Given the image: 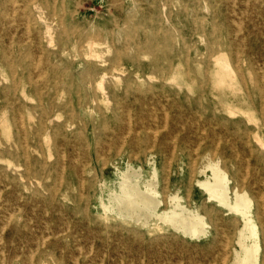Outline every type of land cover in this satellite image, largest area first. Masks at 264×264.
Masks as SVG:
<instances>
[{
    "label": "rangeland",
    "instance_id": "374dc122",
    "mask_svg": "<svg viewBox=\"0 0 264 264\" xmlns=\"http://www.w3.org/2000/svg\"><path fill=\"white\" fill-rule=\"evenodd\" d=\"M16 1L0 0V264H255L253 244L264 264V0ZM214 166L249 209L210 198ZM125 176L156 214L120 209Z\"/></svg>",
    "mask_w": 264,
    "mask_h": 264
},
{
    "label": "bare ground",
    "instance_id": "6f19581e",
    "mask_svg": "<svg viewBox=\"0 0 264 264\" xmlns=\"http://www.w3.org/2000/svg\"><path fill=\"white\" fill-rule=\"evenodd\" d=\"M16 1V0H14ZM17 2V1H16ZM30 2H34V1H30ZM136 2V1H135ZM167 4V3H166ZM181 4V3H180ZM230 4V3H229ZM80 5V4H79ZM164 6V5H163ZM77 7V6H76ZM83 7V6H81ZM15 8V5H14ZM165 8V7H164ZM179 9V8H178ZM14 11V10H13ZM9 12V11H8ZM15 13V11H14ZM235 13V12H234ZM14 15V14H13ZM191 15V14H190ZM200 19V18H199ZM141 23V22H140ZM223 24V23H222ZM236 24H238L236 22ZM242 24V23H241ZM239 26V25H238ZM241 29V28H240ZM154 30V29H153ZM28 31V29H27ZM240 31V30H239ZM237 33V32H236ZM238 34V33H237ZM38 35V33H37ZM41 35V34H40ZM47 35V34H46ZM49 36V35H48ZM160 36V35H159ZM198 36V35H197ZM5 38V37H4ZM43 38V37H42ZM106 38V37H105ZM176 38V37H175ZM101 39V38H100ZM30 40V39H29ZM7 41V40H6ZM41 41V40H40ZM9 42V41H8ZM11 42V41H10ZM50 43V42H49ZM54 44V43H53ZM88 45V44H87ZM141 48V47H140ZM33 49V48H32ZM150 49V48H149ZM136 52V51H135ZM143 52V51H142ZM56 53V52H55ZM98 55V54H97ZM40 57V56H39ZM103 58V57H102ZM41 59V58H40ZM98 59V58H97ZM40 61V60H39ZM38 61V62H39ZM81 63V62H80ZM70 64V63H69ZM237 64V63H236ZM239 64V62H238ZM39 65V64H37ZM43 65V64H42ZM41 65V66H42ZM49 65V64H48ZM240 65V64H239ZM238 66V65H237ZM34 67V66H33ZM37 68V67H36ZM84 69V68H83ZM240 69V68H239ZM238 69V70H239ZM40 72V71H39ZM244 76V75H243ZM23 78V77H22ZM263 78V77H262ZM21 79V78H20ZM31 79V78H30ZM40 79V78H39ZM81 80V77L79 78ZM84 79V77H83ZM103 79V78H102ZM34 80V79H33ZM37 81V80H36ZM245 81V80H244ZM98 89V88H97ZM98 91V90H97ZM24 92V91H23ZM127 92V91H126ZM102 98L105 101H109V100H114L115 102L118 100L117 96L112 93L111 95L109 93L104 94L102 93ZM81 103H84L86 101L85 97H80L78 99ZM120 105V103L117 101L115 107H118ZM163 109V108H162ZM258 110V109H257ZM15 113V112H14ZM129 113V111H128ZM248 113V112H247ZM246 113V114H247ZM253 113V112H252ZM71 114V113H70ZM232 114V113H231ZM249 114V113H248ZM16 115V113H15ZM21 115V114H20ZM45 115V114H43ZM230 115V114H229ZM72 116V115H71ZM73 117V116H72ZM93 117V115H92ZM120 117L117 118V115L115 116V122L119 121ZM57 119V118H56ZM96 119V118H95ZM167 120V119H166ZM129 122H131L129 120ZM24 124V123H23ZM131 124V123H130ZM129 124V125H130ZM167 124V121H166ZM165 124V125H166ZM23 126V125H22ZM131 126V125H130ZM24 127V126H23ZM122 125L119 124L118 128L122 129ZM166 128V126H165ZM4 129V127H3ZM124 129H122L121 131H123ZM93 132V131H92ZM130 132V130H129ZM139 132V131H138ZM205 132V131H204ZM156 133V132H155ZM4 134V132H3ZM86 134V133H85ZM124 134V133H123ZM158 134V132L156 133ZM157 136V135H156ZM125 137V136H124ZM152 137V136H151ZM177 137V136H175ZM126 141V139H125ZM203 142V141H202ZM220 143V142H219ZM125 144V143H124ZM123 144V145H124ZM203 144V143H202ZM27 146V145H26ZM260 146V145H259ZM112 147V146H111ZM162 148V147H161ZM122 149V148H121ZM175 149V148H174ZM197 149V148H196ZM195 149V150H196ZM216 149V148H215ZM106 151V150H105ZM159 151H162V149H160ZM197 151V150H196ZM218 152V151H217ZM222 152V151H221ZM64 153V152H63ZM62 153V154H63ZM174 154V153H173ZM39 155V153H38ZM64 159V158H63ZM196 161V160H195ZM170 162V161H169ZM91 165V164H90ZM194 165V164H193ZM232 165V164H231ZM193 168V167H192ZM20 169V168H18ZM194 169V168H193ZM209 169V168H207ZM213 170V182H203L201 184V186L204 188V190H206L210 196V198H213L217 201L218 205L225 207L227 209L230 210H235V211H241V207L244 208H248L250 206V199L246 196V193H235V198L234 201L231 202L229 199V194H228V186H227V180H226V175L225 173L222 171V169L220 167H215L214 168H210ZM248 169V167L246 168ZM204 171V170H203ZM207 171V170H206ZM248 172V170H247ZM90 175V174H89ZM247 176V175H246ZM166 178V177H165ZM24 180V179H23ZM124 180V182H123ZM122 180L123 184L121 187V193H120V197H119V204H120V209H124L128 212H131L132 214L134 213H138L140 211H145L148 214H156V209L157 206L159 205V201L151 194L152 192L148 191V190H142L138 184V182L132 183L130 182L129 176H125L124 179ZM193 180V179H192ZM245 181V178H244ZM121 182V181H120ZM167 182V181H166ZM83 184V183H82ZM84 186V185H82ZM237 188V187H236ZM152 191L154 190L153 188L151 189ZM236 191V189H235ZM263 194V193H262ZM264 195V194H263ZM258 196V195H257ZM263 197V196H261ZM264 199V198H263ZM264 202V200H263ZM174 207V206H173ZM177 208V207H176ZM20 209V208H19ZM174 210V208H173ZM171 211V209H170ZM168 211V212H170ZM186 211V209L184 210ZM190 212V211H189ZM249 210H243V216L245 218L246 221V227L249 229L250 231V235L251 236H255L256 235V230H255V224L252 220V218L249 215ZM167 213V212H166ZM159 214L158 216L162 219V221L169 223L174 229L181 231L183 234L185 235H189L192 237H200L202 235L206 234V230L204 228L205 226V222L203 220L202 217L198 216V215H192L190 217V219H186L185 216H183V212L182 215L175 213H171V214ZM186 213V212H185ZM188 213V212H187ZM192 213V212H190ZM12 215V213H11ZM153 216V215H152ZM157 216V217H158ZM187 216V215H186ZM155 217V216H154ZM189 217V216H187ZM12 218V217H11ZM32 219V217H31ZM151 219V217H150ZM10 223V221H9ZM4 226V225H3ZM5 227H3L4 229ZM65 230V229H64ZM58 233V232H57ZM62 233V232H61ZM65 233V232H64ZM50 237V235H49ZM229 240V239H228ZM43 242H45L43 240ZM2 243V242H0ZM228 245V244H227ZM43 246V245H42ZM93 246V245H92ZM245 248V252H244V261L246 260V262L248 261L249 263L254 262L256 263V258H257V249H258V245L257 244H253L250 247L249 246H243ZM93 249V248H92ZM33 250V249H32ZM81 250V249H80ZM140 249L138 247H134L131 249L132 254H135L137 251H139ZM226 250V248H225ZM145 254H148V252H146L147 250H143ZM33 253V252H32ZM31 253V254H32ZM121 253V252H120ZM5 256V255H4ZM34 256V255H33ZM32 257V256H31ZM225 258V257H223ZM214 259V258H213ZM5 260V257H4ZM47 260V259H46ZM224 261V260H223ZM226 261V260H225ZM5 263V262H4ZM2 263V264H4ZM9 263V262H8ZM33 263V262H32ZM48 264H51L50 260H48L47 262ZM225 263V262H224ZM223 263V264H224ZM57 264H66L65 260L60 259L57 260Z\"/></svg>",
    "mask_w": 264,
    "mask_h": 264
}]
</instances>
